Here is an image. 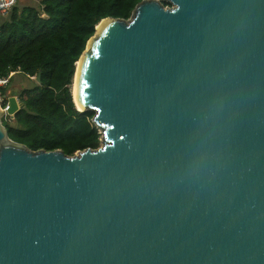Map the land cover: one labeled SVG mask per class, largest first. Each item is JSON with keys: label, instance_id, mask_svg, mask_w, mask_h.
Instances as JSON below:
<instances>
[{"label": "water", "instance_id": "obj_1", "mask_svg": "<svg viewBox=\"0 0 264 264\" xmlns=\"http://www.w3.org/2000/svg\"><path fill=\"white\" fill-rule=\"evenodd\" d=\"M103 19L73 98L99 147L32 150L0 103V264H264V0Z\"/></svg>", "mask_w": 264, "mask_h": 264}, {"label": "trees", "instance_id": "obj_2", "mask_svg": "<svg viewBox=\"0 0 264 264\" xmlns=\"http://www.w3.org/2000/svg\"><path fill=\"white\" fill-rule=\"evenodd\" d=\"M141 0H40L38 5L18 4L0 15V85L2 106L16 72L40 82L22 87L18 98L24 107L2 119L11 139L32 150L97 148L101 133L92 121L94 111H80L72 96L77 61L101 19L129 18ZM20 3V1H19ZM165 5H171L165 1Z\"/></svg>", "mask_w": 264, "mask_h": 264}, {"label": "rangeland", "instance_id": "obj_3", "mask_svg": "<svg viewBox=\"0 0 264 264\" xmlns=\"http://www.w3.org/2000/svg\"><path fill=\"white\" fill-rule=\"evenodd\" d=\"M20 1V3H19ZM18 4H34V5H38L40 3V0H18L17 2ZM36 76H33L32 79L33 82L31 80H29L27 77H25V75L22 73V72H16L14 77H13V82H10V84L8 85V88H7V92H6V97H8V94L9 93H12V92H19V90L22 88V87H26V86H32L34 85L35 83V78ZM19 99V98H18ZM2 102V96L0 95V103ZM102 136H101V142L100 144L102 143Z\"/></svg>", "mask_w": 264, "mask_h": 264}, {"label": "built area", "instance_id": "obj_4", "mask_svg": "<svg viewBox=\"0 0 264 264\" xmlns=\"http://www.w3.org/2000/svg\"><path fill=\"white\" fill-rule=\"evenodd\" d=\"M17 0H0V15H6L8 11L15 5ZM14 71L10 72L8 77L0 78V85L7 84L9 77Z\"/></svg>", "mask_w": 264, "mask_h": 264}, {"label": "bare ground", "instance_id": "obj_5", "mask_svg": "<svg viewBox=\"0 0 264 264\" xmlns=\"http://www.w3.org/2000/svg\"><path fill=\"white\" fill-rule=\"evenodd\" d=\"M103 20H104V19H103ZM103 20H102L101 22H99V23L96 25V29H97V31L95 32V35L97 34V32H98V30H99V28H100V26H101ZM95 35H94V36H95ZM87 50H88V44H87L85 50L83 51V53L81 54L79 60L77 61L76 72H75V78H74V81H73V84H72L73 98H74V100H75L77 106H80V103H79V102L77 101V99L75 98V94H76V73H77V70H78V66H79V63H80L81 57L86 53Z\"/></svg>", "mask_w": 264, "mask_h": 264}, {"label": "crops", "instance_id": "obj_6", "mask_svg": "<svg viewBox=\"0 0 264 264\" xmlns=\"http://www.w3.org/2000/svg\"><path fill=\"white\" fill-rule=\"evenodd\" d=\"M31 78H33V77H31Z\"/></svg>", "mask_w": 264, "mask_h": 264}]
</instances>
